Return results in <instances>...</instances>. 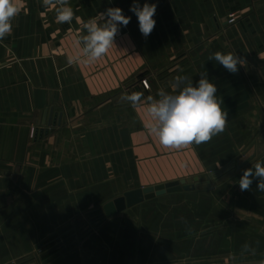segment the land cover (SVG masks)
<instances>
[{"label":"crops","instance_id":"0c3cea01","mask_svg":"<svg viewBox=\"0 0 264 264\" xmlns=\"http://www.w3.org/2000/svg\"><path fill=\"white\" fill-rule=\"evenodd\" d=\"M23 2L0 40V264L264 261V191L256 180L251 190L238 184L264 161V0H138L157 5L146 38L133 0H70L82 22L109 7L131 17L90 65L67 62L85 58L82 22L59 24L55 5ZM217 51L244 64L230 73L208 60ZM205 72L228 112L225 131L207 143L163 148L145 128L144 107L121 99L134 84L131 94L146 103L172 92L175 77L195 85ZM143 74L150 90L139 85ZM195 177L196 190L146 201L81 234L82 220L124 193Z\"/></svg>","mask_w":264,"mask_h":264},{"label":"clouds","instance_id":"9594fccd","mask_svg":"<svg viewBox=\"0 0 264 264\" xmlns=\"http://www.w3.org/2000/svg\"><path fill=\"white\" fill-rule=\"evenodd\" d=\"M45 8L55 10V20L59 24H71L75 15L70 0H42ZM24 8L23 0H0V40L11 35L13 20ZM157 10L155 3L145 2L142 6L133 0L130 11L138 19L139 31L146 38L154 30ZM131 17L123 14L119 7H109L83 23L86 35L82 37L85 58L67 57L69 65H90L104 57L115 44V37L120 27H126ZM208 60L216 61L230 73H236L244 61L236 53L217 51L209 55ZM173 91L160 89L156 97H147L146 103L141 93H124L123 101H128L133 108L144 107L147 118L145 128L159 144L170 150H181L192 144L209 142L214 136L225 131L228 112L222 110L223 100L217 97V86L212 83L207 73H201L200 79L193 84L188 77L177 76L172 85ZM257 181V190L264 191V161L255 163L243 171L238 180L241 191L251 190L253 181Z\"/></svg>","mask_w":264,"mask_h":264},{"label":"water","instance_id":"95a60500","mask_svg":"<svg viewBox=\"0 0 264 264\" xmlns=\"http://www.w3.org/2000/svg\"><path fill=\"white\" fill-rule=\"evenodd\" d=\"M56 123H58V125H60L62 122L57 120ZM49 124H50V120H49ZM256 146H257V143L256 142L253 143V145L251 146V148L249 149V151L245 155H247ZM241 158H240V160H241ZM254 158H255V156H252L247 161H245L243 164H240L239 166H237V169L241 170L244 166H246ZM213 178H214V180H217L215 175H213ZM200 183H201V178L195 177L192 179L181 180V181L171 182V183H167V184H161V185H158L155 187L135 189V190L126 192L122 196L108 202L107 204H105L103 206V208L99 211L100 223L104 222L107 219L115 217L118 214H121L128 209H131V208L136 207L140 204H143L146 201L153 200L155 198L165 196L168 194L194 191V190H196L197 185ZM208 183H210V182H208ZM67 242L68 241L55 246L54 248H52L51 250L46 252L44 255L51 254V253L55 252L56 250L60 249L64 245H66ZM238 264H264V261L238 263Z\"/></svg>","mask_w":264,"mask_h":264},{"label":"rangeland","instance_id":"374dc122","mask_svg":"<svg viewBox=\"0 0 264 264\" xmlns=\"http://www.w3.org/2000/svg\"><path fill=\"white\" fill-rule=\"evenodd\" d=\"M152 81H153V79H152L151 75H149V74H143V76H141L139 78V85H142V87H145L147 90H150L151 89V85H152ZM133 85L134 84H132V86H130L128 88V89H130V94L133 91V89L135 88V85L134 86ZM128 89H126V91ZM232 174H233L232 172L230 174L227 173L226 176L223 178V180L226 179V178H229L230 175H232ZM94 218H95L94 216H90V217H87L86 219L82 220L81 224H83V225H81V226L89 225V226L93 227L94 226Z\"/></svg>","mask_w":264,"mask_h":264},{"label":"built area","instance_id":"2783aa9c","mask_svg":"<svg viewBox=\"0 0 264 264\" xmlns=\"http://www.w3.org/2000/svg\"><path fill=\"white\" fill-rule=\"evenodd\" d=\"M236 22H237V15L236 14L231 15V17L229 18V24L233 25V24H236ZM94 217H95L94 218V225L100 224L99 214L97 216H94ZM81 228H82V232H81V234H82L84 232L87 233V232L92 231L93 227L86 225V226H83Z\"/></svg>","mask_w":264,"mask_h":264}]
</instances>
